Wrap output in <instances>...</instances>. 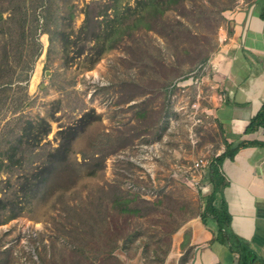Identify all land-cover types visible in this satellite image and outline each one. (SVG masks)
Here are the masks:
<instances>
[{"label":"rangeland","instance_id":"1","mask_svg":"<svg viewBox=\"0 0 264 264\" xmlns=\"http://www.w3.org/2000/svg\"><path fill=\"white\" fill-rule=\"evenodd\" d=\"M23 1L0 0V264H163L207 191L183 172L225 150L227 36L257 0H72L66 48Z\"/></svg>","mask_w":264,"mask_h":264},{"label":"crops","instance_id":"2","mask_svg":"<svg viewBox=\"0 0 264 264\" xmlns=\"http://www.w3.org/2000/svg\"><path fill=\"white\" fill-rule=\"evenodd\" d=\"M227 37L230 58L219 122L229 141L264 143L263 129L245 132L264 102V0L235 12ZM222 171L227 181L222 196L231 215L228 241L216 238L215 227L197 214L180 226L163 264H264V146L248 145L226 157ZM207 177L205 193L212 188Z\"/></svg>","mask_w":264,"mask_h":264},{"label":"trees","instance_id":"3","mask_svg":"<svg viewBox=\"0 0 264 264\" xmlns=\"http://www.w3.org/2000/svg\"><path fill=\"white\" fill-rule=\"evenodd\" d=\"M163 3L164 0H137L135 8L132 7V5L128 4L124 8V12H126V15L131 18L133 17V15H135V10L139 7L150 5L155 10H161ZM21 5L26 10H29L31 7V9H34L35 11L39 9L42 11V13L37 19L38 24L34 28L35 37H37L38 34L42 32H47L50 35V41L53 42L56 36V32L62 30L61 40L64 43L65 48L68 46L67 41L70 39V35L64 30L65 28L63 29L62 26H60L62 24L60 20L62 21L63 19H66L65 15H61V12H63L64 14L65 10H69L71 12V9L75 6L74 1L34 0L32 2H28V0H24ZM87 20L89 23V18ZM126 20L127 19H125V21ZM123 21L124 20H120L119 23H125ZM65 27H67V24L65 25ZM96 37L99 38L101 37V35L97 33ZM39 49L40 43H37L38 52ZM219 126L221 128L222 133L224 134L225 150L219 155L213 157L211 160L209 174L206 180L211 182L212 188L207 193H202L200 191L202 208L199 214L205 225H207L208 227H211V225H213L215 227L214 232L216 233V238H218L222 242H227L229 238L228 228L231 221V215L228 211L227 203L224 197L222 196L223 189L227 184L226 178L224 177L222 171L223 161L226 157L233 156L243 147H246L248 145L264 146V143L260 142L259 140L250 141L244 140L242 138H237L234 141H229L227 139L226 132L221 122H219ZM259 129H263L264 131V102L261 105L260 109L257 111V113L251 118L250 123L248 124L245 132L253 133L258 131ZM4 204V199L0 197V208H5ZM17 215L18 213H13L11 217H15ZM179 226L177 228H179ZM168 251L165 253V255L168 253ZM164 258L162 261H164Z\"/></svg>","mask_w":264,"mask_h":264},{"label":"built area","instance_id":"4","mask_svg":"<svg viewBox=\"0 0 264 264\" xmlns=\"http://www.w3.org/2000/svg\"><path fill=\"white\" fill-rule=\"evenodd\" d=\"M192 78L189 79L191 80V83L193 82ZM211 160L203 156L194 160L189 165L188 169L187 170L185 169V171L183 172L184 179H187L188 181H190L194 186H197L199 188H204L203 178L206 173V169L210 167Z\"/></svg>","mask_w":264,"mask_h":264}]
</instances>
